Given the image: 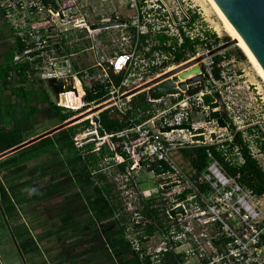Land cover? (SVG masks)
<instances>
[{"label": "built area", "instance_id": "obj_1", "mask_svg": "<svg viewBox=\"0 0 264 264\" xmlns=\"http://www.w3.org/2000/svg\"><path fill=\"white\" fill-rule=\"evenodd\" d=\"M90 1H100L99 3L108 7L117 4L125 9L126 20L118 17L113 20L124 21L121 27L132 31L136 43L142 36L154 38L161 34L179 41L184 38L190 41L195 38H199V41L207 39L205 34L208 31L198 21L199 13L192 5V0H0V12L4 21L24 44V50L13 61L28 62L33 66L34 73H39V78L45 82L56 79L67 83L71 79L78 95L75 84L76 81L80 82L73 75H67L65 69H58L53 63L48 66L39 64L45 61L44 58H49L53 53L52 48H60L64 52V37L60 36L55 46L51 43V32H56L59 24L72 17L70 14L73 15L75 11H71V8L89 5ZM194 14L197 15L195 20ZM111 21L104 19L101 22ZM75 22L81 25L84 21L77 19ZM83 26H86L85 22ZM133 54L134 52L123 50L109 59L107 68L103 69L101 82L111 86L110 73H123L124 77L117 89L129 87L135 77L136 63L133 62ZM36 62L38 63L35 64ZM226 64L229 65L223 57L216 65L212 61L209 67H201L205 80L198 86V92L166 97L173 98L172 102L163 103L164 108L145 122L133 125L128 130L100 137L102 143L96 140L91 142L94 143V152H99L102 146H107L111 152L119 147V154H123L125 159L114 156L117 165L130 164L128 171L142 169V172L150 173L151 178L163 181L158 185L159 191L151 195L154 199L166 202L160 211L167 223L161 221L159 229L154 231L158 238H154V232L146 233L152 221L138 214H135L137 220L131 231H126L123 235L130 250L142 264H168L169 256L176 264H264V259L261 258L264 256V195L258 196L242 186L239 173L228 175L214 155V152L220 153L224 163L229 166L243 165L240 147L235 143L236 135L240 134L241 144L264 173V130L259 131L255 127L239 128L233 122H226L227 129L219 128L214 121V129H208L205 127L207 123L200 120L204 116L208 118L201 96L210 93L221 105L225 88L235 77L224 72ZM67 66L70 67V63L67 62ZM214 68L219 69L218 78L213 74ZM116 91L111 86V98ZM166 98L149 102L161 103ZM61 106L69 109L63 104ZM117 108L122 113L126 110ZM188 124L191 125V132L173 129ZM162 128L171 130L165 132L161 131ZM81 134L84 133H78L76 137ZM211 134H214V139H211ZM199 135L204 137V142L192 140V137ZM112 138L118 141L113 143ZM82 142L75 141V147L80 149L87 145L85 141ZM198 146L211 147L214 152L212 149L206 150V166L200 174L193 172L188 175L177 166L174 155L181 149ZM164 167L167 170L155 174V168ZM166 185L172 186L163 189ZM138 198H143L146 203L151 201V197L145 198L144 195L140 198L139 193ZM179 207L183 214L177 213L171 217L169 211ZM131 208L132 206L129 209Z\"/></svg>", "mask_w": 264, "mask_h": 264}, {"label": "rangeland", "instance_id": "obj_2", "mask_svg": "<svg viewBox=\"0 0 264 264\" xmlns=\"http://www.w3.org/2000/svg\"><path fill=\"white\" fill-rule=\"evenodd\" d=\"M99 2L90 1L88 2L89 5H78L77 7L71 8V11H75L73 15L72 13L70 14V16L72 17L67 21L61 23V25L59 24L56 32H51V35H53V37L51 38V43L55 46L59 42L60 36L64 37V43L62 45L64 49L67 50V53H62L60 48H52L53 53L49 55V58H44L45 61L42 64H39L40 66H48L49 63H53L56 68L65 69L67 71V75H73L80 82L79 84H81L80 89L82 93L80 94L79 100L82 104V108L73 111L61 106V103L55 100L54 96L49 90L47 82L42 81L39 78V73H34L30 78H28V80L30 81L29 83H31V81L33 82L32 86H27L26 89L33 90V94L31 97V101L27 104H24L21 107L19 105L15 106L14 103L20 102L22 104V100L14 96L11 86H7L6 88H2V90H0L1 106L3 105V110L0 111V128L3 127L5 129H8L12 125H22L18 128V135L22 136L23 138H28L26 139V141H29L61 125L62 123L59 124L57 118L47 119V116L44 114V109L47 107V105L38 101V97L42 91H46L49 100L56 106L63 107L67 110L73 111L76 114L80 112L74 117H77L94 109L99 105H102L103 103L96 106L93 103H86L83 100V89L89 88L95 82L103 84L101 82L103 69L107 68L106 65L108 63V60L113 58L115 54L120 51L124 50L128 53L134 52L133 62L136 63V68L134 70L135 77L133 79V83H131L129 87H122L121 90H125L123 93L120 94V90L116 88L117 93L115 92L114 97L111 99H115L125 92L133 90L155 79L163 73H166L171 69H175L176 67L182 65L183 63H186L187 61L199 57L200 55L205 54L207 51H211L212 49H215L218 46L225 44L226 42L234 40V38H232L231 35L226 31L222 18L220 17L210 0H192V5H194L196 12L199 13L198 21L201 22L200 24L203 25L205 31H208L207 33H214L219 38V43L213 46L210 50H206V45H212V40L207 37L205 41H200V43L194 47L193 56L191 55L192 53L187 52L186 57L190 58L179 65H175L172 62L171 56L163 52H153L149 57L145 56V53L148 52L150 47L157 46L159 44L158 41L154 38H148L145 42V46H142V43L140 41L136 43V40L132 35V31L129 28H123L119 26L109 28L107 30L88 31L87 26L100 23L104 19H109L112 21H114L113 19H116V17L121 20L127 19L126 10L121 8L119 5L115 4L113 7H108L106 5H102ZM77 19L83 20L86 26L77 24V22H75V20ZM11 30L12 29H10L8 24L4 21L3 17H0V55L2 52H5L13 47L14 38L11 35L13 32ZM83 30L85 32H83ZM176 41L177 44L181 43V41H179L178 39ZM172 42H174V38H170L168 44ZM134 46L135 51H133ZM218 57H221L222 60L224 57V61H226V63H229V65H225L224 72L230 75H235L232 83H230V85L225 88L223 98L224 100H220V102L222 103L220 105V111L226 113V122H233L235 126L239 128L255 127L259 129V131H261V129L264 130V82L263 78H261L258 74L257 68L237 45H233L213 56L206 57V59H204L199 64L200 69L201 67H209V63L214 61V59ZM67 62L70 63V67L67 66ZM162 62H165L167 67L162 68ZM37 63L38 62H36L35 64ZM152 69L155 70L153 71ZM179 75V77H175L173 78V80L178 82L184 81L183 76L181 74ZM191 76L192 73H190V77ZM11 79L13 83L17 81V78L14 76ZM127 99H123L121 102L115 103L114 106L121 109L127 108V103L129 101ZM172 99L173 98H166L161 103L152 104L150 111L155 115L158 111L164 108L163 106L165 104L163 103H168L169 101L172 102ZM178 99L181 98L179 97ZM62 100L63 99L61 94V102ZM223 101L225 103H223ZM6 103H10L11 105H13V107L10 106L9 111L6 110ZM30 106H37L38 110L30 114ZM227 106L229 107L228 109ZM84 108H88L86 112H84ZM22 110H24V114ZM6 111L8 112V114ZM3 116V119L5 121L1 122ZM96 116L97 113H94L87 118L81 119L80 121L74 123V125H76L86 119H89V126L83 128V131L80 132L84 134H81V136L79 137H74V142L83 141L82 143L86 142L87 144H90L95 140L99 143L103 142L96 134L95 125L94 122H92V119ZM74 117H72L71 119H73ZM25 119H27L28 121H25ZM200 120L207 123L205 127H207L208 129H214V127L216 126L213 121H210L205 116L204 118L201 117ZM208 122L210 123L208 124ZM104 147L107 149H103ZM104 147L101 151L95 153L96 157H99L96 165V170L104 171L105 173L103 175H105L106 178L105 180L103 179V181H100L99 179L96 180H98L97 183L99 185L109 184L110 186H113V188L111 187L113 189L111 193L115 196L114 201L118 202L117 212L120 211V215L118 218L122 217L127 221L123 227V234L126 231H131V228L134 225V221L137 220L135 216L136 212L139 213V216H142L141 210L136 209L137 206L136 203H134L137 201L138 193L131 186V180H134L137 183L139 192H145V196L151 197L150 200L152 201V206L157 205L155 207L159 209V216L162 219L161 221L163 223H167L166 218L163 217L162 211H160V209L165 207L166 202L154 199L152 198L151 194L148 193V191H153L158 188V180L150 179L149 176H147L145 173L142 174V169L128 171L130 164L126 165V170L128 171V173L120 172V165L116 164L114 158L110 155L111 151L108 150V147ZM89 151L91 150H85L84 152ZM174 159L177 166L184 173L191 175L189 163L182 156L180 151L176 152V154L174 155ZM52 160L53 158L51 155H45L27 162L26 167L32 168L34 166L42 165ZM57 173L58 177H63L65 174V172L60 169L57 171ZM96 177H99L98 173ZM0 178H2V172H0ZM50 179H52V177L51 175H48L44 179L36 181L35 184L38 187H46V184ZM126 179H129V181ZM96 180L93 181L94 184L96 183ZM159 182L161 183L163 181L160 180ZM78 188L79 187H75L70 190L68 189V193H75ZM92 188L93 186H90L89 188L81 190V193L84 194V199H81V197H79L78 195L75 196L76 199L78 198L75 201V204H83V206L85 207L84 211L79 213V215L77 216L78 220H85V218L90 216V205L86 200V194L88 195L91 192ZM128 192H131L130 195L127 194ZM65 197L66 195L64 194L60 195L59 197H54L49 201H44L38 207L35 205L27 206L24 208L23 206L20 207L18 214L20 222L18 221V223L15 222L14 224L20 225L24 223L27 228L33 227L40 232L58 227L60 225L58 216L65 213L64 206L69 203L63 201ZM125 203L130 204V206L132 207L136 206L135 210H125L129 209ZM73 205L74 202L71 203V209L73 208ZM35 209L37 213L33 212ZM83 231L84 233H86L87 229H83ZM32 234L36 235L34 231H32ZM153 234L154 238L157 239L158 237H156V233L154 232ZM94 238H96V236H94L93 239ZM50 243L53 247L54 242ZM261 258L264 259V256H262ZM40 259L41 257L37 255L30 256V260L32 261V263L38 264L40 263ZM30 260L28 255L24 258L22 257V255L20 254V250L17 248L15 242L9 236V227L4 226L3 221L0 220V264H32Z\"/></svg>", "mask_w": 264, "mask_h": 264}, {"label": "trees", "instance_id": "obj_3", "mask_svg": "<svg viewBox=\"0 0 264 264\" xmlns=\"http://www.w3.org/2000/svg\"><path fill=\"white\" fill-rule=\"evenodd\" d=\"M0 17H3L1 12ZM196 18L197 15L194 14L193 19L195 20ZM84 30L83 32H85ZM13 36L15 39L13 47L0 55V90H2V88H6L7 86H11L14 96L22 100V104L20 102L14 104L15 106L19 105L21 107L22 105L30 102L32 99L33 90H28L26 87L32 86L33 81L29 83L30 81L28 80V75H33L35 71L33 66L28 62L13 61L15 55L24 50V44L21 43L18 37L15 35ZM205 37H209L212 40V45H206V50H210L213 46L219 43V38L214 33H206ZM147 39L148 37L143 36L139 38L142 46H145ZM154 39L157 40L159 44L157 46L150 47L148 52L145 53V56L149 57L153 52H163L171 56L172 62L175 65H179L190 58L186 57L187 52L192 53L191 55L193 56L194 47L200 43L199 38H195L193 41H190L188 38H184L180 44H177V39H174V42L168 44L170 38L163 34L155 36ZM221 60L222 58L218 57L214 59L213 63L216 65ZM161 67H167L166 63L162 62ZM152 70L154 71L155 69ZM213 74L216 78H218L219 69L214 68ZM13 76L17 78L15 83H13L11 79ZM123 77V73L118 75L110 73L112 81L111 86L114 88L119 87ZM76 87L78 89L79 96L74 94L75 104L76 107L81 109L82 104L79 97L82 91L80 90L79 83L77 81ZM83 90V100L86 103H93L95 106L111 99L108 88H105V85L99 82H95L92 86L84 88ZM124 91L125 90L120 89V94ZM198 91L199 87L188 90L186 93L192 94ZM38 99L39 102L47 105L44 109V114L47 116V119L57 118L59 124L80 113L78 112L76 114L73 111L56 106L49 100L46 91H42ZM152 104L153 103L149 102L146 92H141L130 98L127 103V108L123 113L120 112L114 105L108 107L94 117L97 134L99 137H104L128 130L132 128L133 125H139L142 122H145L153 115L150 111ZM2 106L0 101V111L3 110ZM5 106L7 111H9L10 106L13 107L10 103H6ZM87 109L88 108H84V112H86ZM37 110V106L29 107L30 114H32V112H36ZM22 111L24 114V110ZM221 115L224 121H226V113L221 112ZM3 118L4 116L2 117L1 122L5 121ZM88 120L89 119H86L79 124L67 127L54 133L50 137L41 139L0 160V172H2V178H0V220L3 221L4 226L9 227V236L15 242L23 258L27 255H37L42 257L41 242L44 239L50 237L57 239L68 233L71 236L69 239L81 236L80 239L83 241L85 237L88 236L90 231H92L91 229L95 227L96 223L106 222V225L102 226V229H105L104 232L107 237L113 238L110 241V245H112L113 250L115 251V247L119 249L122 248L123 251L126 250V253H129L131 257H133L137 264H142L137 255L130 250L129 245L121 238L123 235L124 224L127 221L122 217L110 221V219L113 218L115 213L118 211V202L116 205H110L108 201L109 198L115 197L111 193L113 189L109 184H94L91 179V172L96 171V165L99 158L96 157V152L93 150L94 143L87 144L80 149L74 147V137H76L78 133L82 132L83 128L89 126ZM25 121L28 120L25 119ZM21 126L12 125L8 129L3 127L0 128V154L24 143L26 139H28L18 135V128ZM111 141L114 143L118 140L112 138ZM235 143L239 145L244 159V163L240 167L229 166L227 163H224L220 153L214 152V149L211 147L198 146L193 148H184L180 150V153L198 175L206 166V150L212 149L215 157L220 162L222 169L228 175L234 176L236 173H239V182L242 186L258 196L264 195V173L257 162L249 156L246 147L241 144L240 134L236 135ZM103 147L104 146L101 147V150ZM103 149L107 148L104 147ZM85 150L91 151L84 152ZM119 153L120 148L115 147V149L110 152V155L113 158L118 155L120 158L125 159L124 155H120ZM45 155H51L53 160L32 168L26 167L27 162ZM125 167L126 163L120 164V172L126 173ZM56 168L65 172L63 177H58L57 171L59 169ZM165 170H167V167H164L163 169H154L156 175L161 174ZM48 175H51L52 179L47 182L46 187H38L35 184L36 181L44 179ZM100 177L103 176L100 175ZM130 184L134 190L139 193V197L142 198V194L138 190L137 183L134 180H131ZM90 186H93V188L88 195L86 194V200L90 205L91 216L85 218V220H78L77 216L79 213L84 211L85 207L83 204H75V201L78 199H76L75 196L78 195L81 199H84V194L81 193V190L89 188ZM75 187H79L75 193H68L70 189ZM63 194L66 195L63 201L69 203L64 206L65 213L58 216L60 220V225L58 227L47 230L42 234L38 233L36 228H27L24 223L20 225L14 224L15 222L18 223L20 219L18 216L20 207L23 206L24 208L34 205L38 207L44 201H49L50 199L59 197ZM72 202H74V205L71 209ZM33 212L37 213L36 209ZM142 212L145 218L152 221V223L148 225L146 233L151 234L156 229H159L162 219L159 216V209L152 206V201H147V203H145ZM90 227L91 229L89 230ZM80 228H86V233H80ZM32 231H34L36 235H33ZM65 242L66 241H63L62 243ZM168 260L170 261L168 264H176L171 256L168 257Z\"/></svg>", "mask_w": 264, "mask_h": 264}, {"label": "water", "instance_id": "obj_4", "mask_svg": "<svg viewBox=\"0 0 264 264\" xmlns=\"http://www.w3.org/2000/svg\"><path fill=\"white\" fill-rule=\"evenodd\" d=\"M216 5L218 10L232 26L238 36L241 38L243 43L246 45L255 61L258 63L259 67L264 73V0H212ZM84 25V22H81ZM124 21H112V22H100L96 24H91L87 26L88 31H99L107 30L109 28L123 26ZM235 45V41L231 40L223 45L218 46L211 51L206 52L199 57L191 59L186 63L171 69L166 73L156 77L155 79L128 91L115 99H111L95 107L94 109L83 113L73 119H69L62 123L61 125L29 140L18 146H15L0 154V160L5 157L12 155L13 153L41 140L46 137L52 136L54 133L59 132L67 127L74 125V123L80 121L81 119L87 118L91 114L99 113L108 107L114 105L115 103L122 101L128 97L135 96L141 92H146L148 100L151 102L160 101L166 97H172L180 95L188 90L197 88L200 83L204 82V76L201 73L200 62H202L206 57L213 56L222 50H225L231 46ZM190 73L192 76L190 77ZM181 74L184 81H174L173 78L179 77ZM47 86L54 96L55 100L59 101L61 94L72 91L76 93L73 81L70 79L68 82L62 80L51 79L47 81ZM203 106L207 108L208 119L214 121L219 128H226L227 123L224 121L220 111V105L215 100V97L210 93H205L201 96ZM92 122H95L94 118ZM173 129H182L189 132L192 131L191 125H182L175 127ZM171 128H162L161 131L169 132ZM211 139H214V134L210 135ZM193 141L204 142V137L202 135L192 137ZM141 166V165H140ZM172 185H166L163 189L170 188ZM177 213H182V208H176L169 211V215L174 217Z\"/></svg>", "mask_w": 264, "mask_h": 264}, {"label": "crops", "instance_id": "obj_5", "mask_svg": "<svg viewBox=\"0 0 264 264\" xmlns=\"http://www.w3.org/2000/svg\"><path fill=\"white\" fill-rule=\"evenodd\" d=\"M11 29V28H10ZM14 35V32L11 34ZM14 38V36H13ZM15 42V39H14ZM14 44V43H13ZM3 53V52H2ZM17 55V54H16ZM15 55V56H16ZM32 75H28V78H30ZM111 79V78H110ZM112 83V81H111ZM105 85V84H104ZM113 87V86H112ZM105 88H108V90L111 88L110 85H105ZM130 100L131 97H128ZM121 102V101H119ZM129 102V101H128ZM98 115V114H97ZM191 174L195 172L189 165ZM240 167V166H239ZM97 173L99 174V177L97 176ZM105 172L100 171H92L91 172V179L92 181L99 179L100 181L105 180L106 176L103 175ZM145 173L147 176L151 178V174L147 172H142V174ZM196 174V173H195ZM103 176V177H100ZM158 180L157 186L160 184V179L156 178ZM98 180H96L97 183ZM99 181V182H100ZM159 191V187L153 191H148L149 194H153L154 192ZM141 193V192H140ZM142 196H145V192L141 193ZM148 194V195H149ZM145 198H149L148 196H145ZM110 205H116L117 202L114 201V198H109ZM91 216V212L89 213ZM120 211L116 212L114 217L110 219V221L119 219ZM117 216V217H116ZM106 222L102 223H96L95 227L91 229L88 236L85 237V239L82 241L81 236L79 237H72L69 239L70 234L66 233L62 235L59 238L50 237L47 239L42 240V257L40 259V264H137L136 261L131 257L129 253H126V250H122V248L115 247V251L113 250L112 245H110V241L113 238H109L106 236V233L104 232L105 229H102V226H105ZM83 229L86 228H80V233L84 232ZM47 231V230H46ZM157 231V229H156ZM38 233H44L45 231H37ZM124 235V234H123ZM122 235V239L125 241L124 236ZM96 236V238L93 239V237ZM63 241H66L65 243H62ZM50 242H54V246L52 247V244ZM126 242V241H125ZM127 243V242H126ZM59 247V248H58ZM123 247V246H120ZM72 248V249H71ZM90 249V250H89ZM29 260H30V255ZM32 263V261L30 260Z\"/></svg>", "mask_w": 264, "mask_h": 264}, {"label": "bare ground", "instance_id": "obj_6", "mask_svg": "<svg viewBox=\"0 0 264 264\" xmlns=\"http://www.w3.org/2000/svg\"><path fill=\"white\" fill-rule=\"evenodd\" d=\"M210 2L214 5V7L217 10L218 14L222 18L223 24H224V27H225L226 31L228 32V34L231 35L232 38H234L233 41H235V45H237L245 53V55L249 58V60H251V62L257 68L258 74L260 75L261 78H263V82H264V73H263L262 69L259 67L258 63L255 61L254 57L252 56V54L250 53V51L248 50L246 45L243 43L241 38L238 36V34L235 32V30L232 28V26L228 23V21L224 18V16L221 14V12L218 10V8L213 3V1L210 0ZM74 94L77 95L76 93H74L72 91H68L66 93H63L62 94V99H63L62 102L69 109L78 110L79 107H76ZM59 102L62 103L61 102V95L59 97Z\"/></svg>", "mask_w": 264, "mask_h": 264}, {"label": "flooded vegetation", "instance_id": "obj_7", "mask_svg": "<svg viewBox=\"0 0 264 264\" xmlns=\"http://www.w3.org/2000/svg\"><path fill=\"white\" fill-rule=\"evenodd\" d=\"M63 51L64 52H66V49H63ZM126 180H128L129 181V179H126ZM112 188H113V186H111ZM127 194H129V192L127 193ZM130 195V194H129ZM134 203H136V206H134V207H132L131 209H125V210H130V211H132V210H135V207H136V209H139V210H141V212L143 211V209H144V205H145V203H146V201H144V199L142 198V200H140L139 198H137V201L136 202H134ZM127 206H128V208H130V204H128V203H125ZM135 214H139L138 212H136ZM142 216H143V218H145V216L143 215V212H142Z\"/></svg>", "mask_w": 264, "mask_h": 264}, {"label": "clouds", "instance_id": "obj_8", "mask_svg": "<svg viewBox=\"0 0 264 264\" xmlns=\"http://www.w3.org/2000/svg\"><path fill=\"white\" fill-rule=\"evenodd\" d=\"M194 59V58H193ZM74 111V110H73Z\"/></svg>", "mask_w": 264, "mask_h": 264}]
</instances>
